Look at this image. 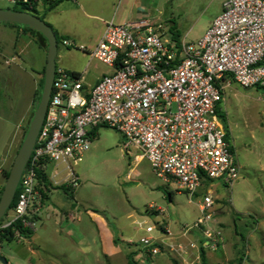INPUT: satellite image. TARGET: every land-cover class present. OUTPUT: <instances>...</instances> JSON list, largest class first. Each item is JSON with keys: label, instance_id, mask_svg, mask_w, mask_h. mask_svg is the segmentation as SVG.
<instances>
[{"label": "built area", "instance_id": "2783aa9c", "mask_svg": "<svg viewBox=\"0 0 264 264\" xmlns=\"http://www.w3.org/2000/svg\"><path fill=\"white\" fill-rule=\"evenodd\" d=\"M62 45L88 52L91 60L113 72L87 96L80 75L57 67L45 121L12 214L7 212L0 222V238L12 227L17 242L27 240L19 229L35 232L40 162L48 163L55 186L74 191L80 186L77 169L91 148V132L101 126L119 131L127 151L133 146L141 152L137 161L149 160L159 178L174 183L191 199L215 181L232 187L239 179L234 146L218 112L231 81L245 89L264 88V0H227L196 42L177 45L164 40L155 24L143 18L126 24L107 22L101 40L91 49L72 39H63ZM202 199L201 218L182 235L199 229L212 244L213 192L207 189ZM139 226L145 232L139 251L146 260L160 257L167 247L180 255L188 253L184 244L169 242L173 237L169 226L145 222Z\"/></svg>", "mask_w": 264, "mask_h": 264}, {"label": "rangeland", "instance_id": "374dc122", "mask_svg": "<svg viewBox=\"0 0 264 264\" xmlns=\"http://www.w3.org/2000/svg\"><path fill=\"white\" fill-rule=\"evenodd\" d=\"M226 1L150 0L144 4L149 7L147 19L164 40L173 42V34L178 33L181 42H196L221 14ZM14 4L15 0H0V9H12ZM34 45L28 59L35 63L26 66L35 72L42 58H47V50ZM96 65L101 68L103 64L94 61L91 77ZM1 94L12 96L4 89ZM221 113L227 119L240 166V177L232 187L215 181L191 199L174 183L159 178L149 160L138 162L135 156L141 152L133 146L127 151L119 131L101 126L77 169L81 183L75 197L57 189L44 204L38 199L34 235L22 242L4 243L0 254L9 264H128L130 255L138 264H202L203 248L210 264H235L240 255H244V264H264V88L245 89L232 82L226 88ZM24 133L17 136L19 147ZM14 159L1 168V183L2 171L11 169ZM207 189L215 199L212 244L199 229L182 235L184 228L201 218L199 203ZM140 222L169 226L173 233L169 242L184 244L188 253L180 255L167 247L160 257L146 260L139 251L145 235Z\"/></svg>", "mask_w": 264, "mask_h": 264}, {"label": "crops", "instance_id": "0c3cea01", "mask_svg": "<svg viewBox=\"0 0 264 264\" xmlns=\"http://www.w3.org/2000/svg\"><path fill=\"white\" fill-rule=\"evenodd\" d=\"M148 2L150 0H64L52 11L45 12L44 5L39 10L45 22L52 25L62 37L91 49L101 40L107 22L126 24L147 18L149 7L144 3ZM34 44L36 39L31 33L0 23V168L9 166L15 158L19 148L17 136L25 131L31 120L36 94L44 77L47 58L45 61L42 58V65L35 72L26 66L29 63V67H32L35 63L33 59H28ZM13 58L16 60L8 64L7 61ZM94 61L88 52L72 53L63 45L56 59L57 67L80 75L84 85L83 93L87 96L104 75L113 72L111 67L102 63L101 68L98 65L94 67L96 72L91 77L90 69ZM232 82L226 84V88ZM2 89L12 96L1 94ZM53 168L52 165L48 166L49 171ZM2 184L0 182V187Z\"/></svg>", "mask_w": 264, "mask_h": 264}, {"label": "water", "instance_id": "95a60500", "mask_svg": "<svg viewBox=\"0 0 264 264\" xmlns=\"http://www.w3.org/2000/svg\"><path fill=\"white\" fill-rule=\"evenodd\" d=\"M0 23H13L27 26L41 33L47 43L41 37V45L47 48V64L45 68V82L42 95L37 103L36 110L31 117L29 129L25 139L14 159L9 177L0 199V222L7 214L16 197L17 189L23 177L27 164L32 156L37 143L40 130L44 124L46 113L52 96L53 84L57 70L58 42L54 30L41 18L29 12L15 11L12 9H0ZM0 262L9 264L8 259L0 254Z\"/></svg>", "mask_w": 264, "mask_h": 264}, {"label": "trees", "instance_id": "16d2710c", "mask_svg": "<svg viewBox=\"0 0 264 264\" xmlns=\"http://www.w3.org/2000/svg\"><path fill=\"white\" fill-rule=\"evenodd\" d=\"M62 1H64V0H15V4H14V7L12 8V10L22 11V12H29V13H31L33 15L38 16L39 18H41L42 20L45 21L44 15L41 14V12L39 10V7L41 5H44L45 6V12H49V11L54 10ZM5 24L18 27L20 29H23V31H25L27 33H31L33 35V37H35L36 43L38 45H40V46H41V43L39 41V37H41L42 40L45 43H47L45 37L41 33H39L38 31H36L34 29H31V28H29L27 26H22V25H19V24H13V23H5ZM48 25L54 30V33L56 34L57 42H58V49H59V45L62 43L63 39H65V38L62 37L53 28L52 25H50V24H48ZM172 39H173L174 43H176L177 45H180L181 41L179 39V34L178 33H174L173 36H172ZM46 50H47V48H46ZM43 76H44L43 80H42V82L40 84V90L38 89L37 94H36L34 111L36 110L37 103L39 102V100L41 98V95H42V90H43L44 82H45V69L43 71ZM34 111H33V114H34ZM218 113H219V116L222 119L226 129L228 130L226 117L221 113V111L218 112ZM28 129H29V124L27 125V127L25 129V133H24L22 142L20 144V147H21V145H22V143H23V141L25 139V136H26V134L28 132ZM97 130L98 129H95L94 131L91 132V135L93 137L96 135ZM228 138L231 139V135L229 133V130H228ZM20 147H19V149H20ZM19 149H18V151H19ZM47 164L48 163L46 161H42V162L39 163V165H38V167L36 169V172H37V187L36 188H37V190H38V192L40 194L41 203L44 204L45 202H47L50 199L51 193L54 190H57V189H62L66 193L67 196H69L70 198H74V190L73 189H70L69 187H66L65 185L55 186L52 183L51 179L49 178L48 172H47ZM10 170L11 169L2 171V175L4 176V183L0 187V199H1L2 193L4 191L6 181H7L8 177H9ZM205 184H207V182ZM19 191H20V189L18 187L17 193H16V197H15V199H14L12 205H11V208L8 211L13 209V207L15 206ZM38 218L39 217H37V216L33 217L34 220H38ZM15 227L18 228V224H16ZM13 230H14V227H12L9 230H7L6 231L7 234L1 236L0 242H2L3 244L4 243L13 242V240H14V238H13L14 237V231ZM19 230L27 239H30L34 235V232L30 231L28 229H19ZM201 262H202V264H210L208 262V259H207L206 251L203 248H202V251H201ZM128 264H138V263L130 255ZM235 264H244V255H240L236 259Z\"/></svg>", "mask_w": 264, "mask_h": 264}]
</instances>
